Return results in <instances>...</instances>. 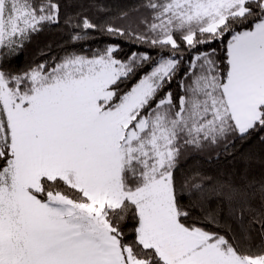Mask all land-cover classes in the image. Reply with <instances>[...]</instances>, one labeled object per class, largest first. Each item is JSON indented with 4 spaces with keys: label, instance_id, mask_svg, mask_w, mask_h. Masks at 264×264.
Returning a JSON list of instances; mask_svg holds the SVG:
<instances>
[{
    "label": "snow or ice",
    "instance_id": "obj_1",
    "mask_svg": "<svg viewBox=\"0 0 264 264\" xmlns=\"http://www.w3.org/2000/svg\"><path fill=\"white\" fill-rule=\"evenodd\" d=\"M141 7L126 27L64 24L71 42L99 27L156 57L122 60L110 44L13 72L5 63L60 23V5L0 0V264H264V179L212 189L238 221L221 233L192 215L204 187L176 175L186 150L264 144V0Z\"/></svg>",
    "mask_w": 264,
    "mask_h": 264
},
{
    "label": "trees",
    "instance_id": "obj_2",
    "mask_svg": "<svg viewBox=\"0 0 264 264\" xmlns=\"http://www.w3.org/2000/svg\"><path fill=\"white\" fill-rule=\"evenodd\" d=\"M60 5V23L58 25H45L44 30L33 36L31 42L26 43L19 57L15 56L5 63V67L13 72H22L36 63L51 60L64 54V50H84L89 54L115 45L118 51L117 58L126 60L132 52H146L156 57L159 50L153 49L147 44L136 43L134 39L126 36L110 35L101 31L98 27L89 30L88 39L71 42L70 36L74 29L64 24L67 17L73 18V25L77 20L87 17L97 25L112 24L115 27H126L127 20L122 18V13H128L129 17L146 14V9L141 5L145 0H57ZM138 9V11H137ZM216 46V45H214ZM201 50H205L201 48ZM167 55V51L163 53ZM190 57L186 54L183 67L173 80L169 89L174 95L180 94L179 80L184 77V68ZM248 179H264V144H261L256 136L247 141L236 140L229 145L227 151L223 143L218 146H206L203 149H190L184 151L179 159L177 169V186L180 187L184 180L190 183L201 184L205 189V196L200 198L198 192L193 191L192 199L195 207L191 208L193 217L197 218L203 226L212 231L225 233L230 226L237 229L238 221L229 214L226 201L212 189L221 184L241 183V177ZM190 188L184 189L182 203L189 204ZM214 216L217 224L208 222V217ZM247 222L248 217H244ZM254 242H260V236L253 233Z\"/></svg>",
    "mask_w": 264,
    "mask_h": 264
}]
</instances>
